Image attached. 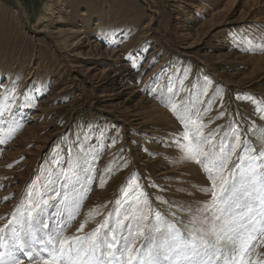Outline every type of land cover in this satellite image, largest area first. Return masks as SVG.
Masks as SVG:
<instances>
[{
	"label": "rangeland",
	"instance_id": "1",
	"mask_svg": "<svg viewBox=\"0 0 264 264\" xmlns=\"http://www.w3.org/2000/svg\"><path fill=\"white\" fill-rule=\"evenodd\" d=\"M168 88L179 90L176 103L195 105L205 134L216 130L228 144L238 129L242 146L259 149L264 0H0V102L10 106L0 116V227L30 195L60 190L53 182L73 171L87 196L68 236L103 221L133 175L168 219L202 208L209 181L173 142L183 126L166 106ZM240 155L238 148L233 162ZM53 204L50 227L65 218L63 205ZM93 208L102 215L77 233ZM3 243L5 258L11 251L30 264L10 240ZM146 243L141 237L136 247Z\"/></svg>",
	"mask_w": 264,
	"mask_h": 264
},
{
	"label": "snow or ice",
	"instance_id": "2",
	"mask_svg": "<svg viewBox=\"0 0 264 264\" xmlns=\"http://www.w3.org/2000/svg\"><path fill=\"white\" fill-rule=\"evenodd\" d=\"M168 91L172 95L166 106L183 126L173 142L185 159L202 165L209 181V186L201 189L210 196L202 208L195 212L188 209L187 219H176L173 211V219H168L151 208L140 177L133 175L121 189L123 203L117 200L116 208L90 233L68 236V223L79 214L87 189L76 171L72 176L62 173L63 180L53 182L60 183V190L53 187L49 194L30 195L29 202L21 203L8 223L0 227V248L5 247L7 238L30 264H250L252 252L264 246V144L259 149L242 146L238 129L233 130L228 144L225 138L217 140L216 130L205 134L207 125L195 105L187 100L176 103L179 90ZM206 95L205 86L196 102L202 103L200 97ZM244 99L258 104L250 95ZM0 105L2 116L10 106L7 100ZM257 111L264 109L258 106ZM14 131L10 129L9 135ZM4 143L6 139L0 138V144ZM238 148L243 155L233 162ZM90 172L85 180L91 179ZM106 182L101 176L97 184L103 187ZM53 199L63 205L58 215L65 218L53 219L50 227L51 217L46 214L50 207L55 208V204L49 205ZM124 204L128 207L121 212ZM96 215L102 213L97 208L89 210L77 233L83 232ZM141 237L148 243L137 248ZM5 256L0 251V264H23L11 251ZM251 264H264V259Z\"/></svg>",
	"mask_w": 264,
	"mask_h": 264
},
{
	"label": "bare ground",
	"instance_id": "3",
	"mask_svg": "<svg viewBox=\"0 0 264 264\" xmlns=\"http://www.w3.org/2000/svg\"><path fill=\"white\" fill-rule=\"evenodd\" d=\"M258 254H260V255H258ZM252 258H255L256 261H258L260 259H264V246H260V247L256 248V250L254 252H252V255L250 258V264H251ZM23 264H28V263H23Z\"/></svg>",
	"mask_w": 264,
	"mask_h": 264
}]
</instances>
